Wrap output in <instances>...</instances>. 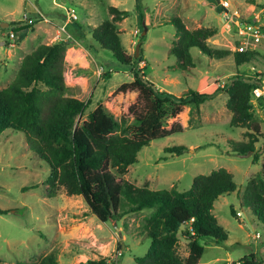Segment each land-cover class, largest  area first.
Wrapping results in <instances>:
<instances>
[{
    "label": "rangeland",
    "instance_id": "374dc122",
    "mask_svg": "<svg viewBox=\"0 0 264 264\" xmlns=\"http://www.w3.org/2000/svg\"><path fill=\"white\" fill-rule=\"evenodd\" d=\"M229 2L230 11L237 9L239 16L230 15L225 19L220 0H0V23L8 22V27L0 25V88L15 76L23 52L21 49L26 52L31 49L26 38L31 28L21 34L24 42L20 46L17 40L20 34L16 33L14 39L8 36L9 22H26L23 17L32 16V29L38 27L48 33L41 41L51 42L55 28L67 19L66 11L73 7L78 18L67 23L71 34L69 40L82 41L96 59V64H86L81 71L82 98L85 100L91 96L92 100L76 120L86 118L87 111L101 100L117 119L124 116L127 122L132 121L128 106L137 99V90L114 92L123 81L133 78L131 69L111 50L100 47L91 36L95 25L111 17L107 8L110 4L128 10L126 17L116 21L121 43L128 53H135L136 44L140 43L137 55L142 50V60L139 66L158 87L163 86L176 95L188 88L212 91L223 86L236 72L255 73L249 69L251 64L264 79V24L254 58L237 65L233 55L240 43L242 20L254 21V15L258 13L263 20L264 0ZM37 9L50 21H42ZM174 15H179L191 29L215 27L216 32L207 38V43L213 48L231 49V52L217 58L191 47L193 64L182 67L170 51L176 38L175 28L169 23ZM237 20L239 25L235 24ZM141 36H144L142 40ZM67 52L69 57L77 54L76 51ZM67 74L69 78L70 74ZM69 94L67 91L66 95ZM226 99L227 93L222 90L198 106L185 104L178 115L167 118L168 124L179 121L183 130L152 139L137 152V161L129 164L123 173L124 178L136 185L154 189L175 186L178 190H185L195 174L207 173L220 166L232 172L235 192L221 194L212 207L218 223L228 232L227 239L217 242L207 236L199 237L204 250L197 264H228L252 252L257 259H264V223L238 196L244 191L247 180L259 170L264 152L259 161L253 163L251 152L240 155L231 150L228 139L245 140L247 136L245 126L230 124L231 111L226 106ZM250 100L254 116L264 131V95L261 99L252 96ZM263 141L264 136L259 137L255 147L261 148ZM178 144L186 145L181 154L166 150ZM48 173L49 165L34 151L24 132L5 129L0 133V208L6 209L5 213H0V263H34L53 250L57 264L111 258L115 253L118 254L116 264H137L134 258L143 255L150 243L144 230V216L151 209L144 208L128 212L117 220L102 221L89 209L82 195H69L62 187L55 194H48ZM24 186L27 188L23 189ZM231 205L240 211V215L230 213ZM177 234V253L184 256L187 254V239L180 230Z\"/></svg>",
    "mask_w": 264,
    "mask_h": 264
},
{
    "label": "trees",
    "instance_id": "16d2710c",
    "mask_svg": "<svg viewBox=\"0 0 264 264\" xmlns=\"http://www.w3.org/2000/svg\"><path fill=\"white\" fill-rule=\"evenodd\" d=\"M107 8L111 17L95 25L91 36L100 47L111 50L131 69L133 78L123 81L114 92L137 90V99L128 106L132 121L127 122L124 116L117 119L101 100L87 111L86 118L76 120L92 99L91 96L84 100L65 94L64 52L71 40L59 39L38 43L26 52L13 79L0 88V133L15 129L26 134L34 151L49 165L48 194L53 195L62 187L69 195H82L89 209L102 221L117 220L128 212L150 208L151 212L144 216V230L150 243L143 255L134 258L137 264H197L204 250L199 237L207 236L217 242L227 239L228 232L218 223L212 207L221 194L235 192L232 172L220 166L207 173L195 174L185 190L175 186L154 189L136 185L124 178L123 173L129 164L137 161V152L152 139L183 130L179 121L168 124V117L178 115L185 104L198 106L222 90L227 93L230 124L246 128L247 139H228L231 150L240 155L251 152V161L258 162L264 152V141L261 148H256L255 142L264 136V131L254 116L250 99L252 88L262 85L263 77L257 72L252 75L236 72L223 86L212 91L188 88L180 95L160 89L139 66L142 50L135 56L121 43L116 21L126 17L128 10L112 4ZM140 16H143L141 10ZM169 23L173 24L176 36L170 51L182 67L193 64L191 47L217 58L231 52V49L213 48L207 43V38L216 32L215 27L191 29L179 15L172 16ZM9 24L20 34L18 41L24 31L33 27V23L20 20H12ZM255 54L256 50L233 51L237 65L251 60ZM185 148L186 145L178 144L166 150L181 154ZM238 196L264 223V161ZM5 212L6 209L0 208V213ZM230 213L238 216L232 205ZM179 230L187 239L184 256L176 249ZM108 259L110 257L87 259L79 264H106ZM116 260L117 257L112 259V263L116 264ZM254 263L264 264V259H257L252 252L228 264ZM27 264H57L56 253L51 250L34 263Z\"/></svg>",
    "mask_w": 264,
    "mask_h": 264
},
{
    "label": "built area",
    "instance_id": "2783aa9c",
    "mask_svg": "<svg viewBox=\"0 0 264 264\" xmlns=\"http://www.w3.org/2000/svg\"><path fill=\"white\" fill-rule=\"evenodd\" d=\"M221 6L223 9V16L225 19H229L230 15H236L239 16L237 9H234L233 11H230V2L229 0H220ZM67 19L57 26L56 28V37L60 39H66L71 38V34L67 31L66 26L69 20H75L78 18L75 8L71 7L67 9ZM38 17H40L41 20L49 22L50 19L39 9H37ZM23 19H25L28 23H33L34 19L32 16H24ZM243 26L239 29V40L240 43L236 47V50L238 51H247V50H255L257 47L258 42L261 40L263 33L262 28L264 24V18L263 20L260 19V14L254 15V21L249 20H242ZM236 25H239L238 20L235 23ZM17 32L15 30L10 29L8 32V36L11 39H14V36ZM61 36V37H60ZM250 71H259L255 65H250ZM254 74V73H253ZM252 96L255 98H259L264 95V87L263 84L259 86H255L252 88ZM237 215H240V211L236 212ZM258 236V233L255 235ZM120 254V253H119ZM116 255H113L110 259H108V262L106 264H113L112 259H115L117 257Z\"/></svg>",
    "mask_w": 264,
    "mask_h": 264
},
{
    "label": "crops",
    "instance_id": "0c3cea01",
    "mask_svg": "<svg viewBox=\"0 0 264 264\" xmlns=\"http://www.w3.org/2000/svg\"><path fill=\"white\" fill-rule=\"evenodd\" d=\"M67 26H66V29L69 32ZM54 28H55V24H54ZM48 35H49L48 33L43 32L40 28L37 27V28L31 29V32L29 33V35L26 38L28 40L29 46L31 47V49H33L38 43H41V42L48 43L47 41H41V40H43V38L45 39ZM53 37H54V40L51 42H54V41L60 39V38L56 37V28H55ZM23 42H24V38H22L19 41L20 46L23 45ZM81 42L82 41L76 40L75 42H70L66 46V49L64 52V65H65V67L63 70V74H64V81L66 83L65 84L66 94L68 91L70 93L69 95L83 99L82 98L83 89H82V87L79 86V85H81V78H82L81 71L87 67L86 64H90L91 62L96 64V59L90 53V51L87 50V48L84 46L83 42L82 43ZM22 50H23V52H22V56H23L26 53V51L24 49H21V51ZM67 51H76L77 54L69 57V56H67V54H68ZM68 62H69V64H67ZM67 72L70 74L69 78H68ZM263 82H264V79H263ZM159 88L163 89V86H159ZM237 211L238 210H236V212Z\"/></svg>",
    "mask_w": 264,
    "mask_h": 264
},
{
    "label": "water",
    "instance_id": "95a60500",
    "mask_svg": "<svg viewBox=\"0 0 264 264\" xmlns=\"http://www.w3.org/2000/svg\"><path fill=\"white\" fill-rule=\"evenodd\" d=\"M218 1H219V0H218ZM0 25H1V27H8V22H1ZM145 29H146V27H144L143 32L145 31ZM139 46H140V43L137 42V44H136V49H135V55L138 54Z\"/></svg>",
    "mask_w": 264,
    "mask_h": 264
},
{
    "label": "clouds",
    "instance_id": "9594fccd",
    "mask_svg": "<svg viewBox=\"0 0 264 264\" xmlns=\"http://www.w3.org/2000/svg\"><path fill=\"white\" fill-rule=\"evenodd\" d=\"M43 21V20H42ZM34 23V22H33ZM57 28V27H56ZM66 39H69V38H66ZM246 74H249V73H246ZM249 75H252V74H249ZM252 97V96H251Z\"/></svg>",
    "mask_w": 264,
    "mask_h": 264
}]
</instances>
